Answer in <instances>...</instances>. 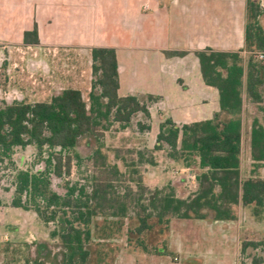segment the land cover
I'll use <instances>...</instances> for the list:
<instances>
[{
    "label": "trees",
    "instance_id": "obj_1",
    "mask_svg": "<svg viewBox=\"0 0 264 264\" xmlns=\"http://www.w3.org/2000/svg\"><path fill=\"white\" fill-rule=\"evenodd\" d=\"M26 44L38 43L37 31H26ZM244 51V55L241 54ZM239 52L198 50L202 79L219 93L220 110L209 120L177 124L170 117L158 126L151 148L105 150L96 133L117 122L137 131L150 130L149 106L158 97L118 96V66L113 48L91 49L92 81L85 102L76 88H65L48 101L0 104V153L10 160L13 149L32 145L42 164L16 170L11 206L31 210L44 224L48 241L32 243L33 255L23 264H114L125 239L131 252L167 254L171 219L235 218L233 205H252L254 215L264 210V178L257 169L264 163V7L260 0H246L244 48ZM184 52L168 51V56ZM261 113L251 124L253 166L240 180L241 110L243 98ZM95 142L96 145H95ZM46 148V152L43 150ZM88 151L94 173L61 190L51 178L68 175L75 159L78 169ZM69 152H72V156ZM165 163L195 175L194 192L182 197L174 183L150 188L141 167ZM41 163V162H40ZM1 204V201H0ZM238 264H264V240H242Z\"/></svg>",
    "mask_w": 264,
    "mask_h": 264
},
{
    "label": "crops",
    "instance_id": "obj_2",
    "mask_svg": "<svg viewBox=\"0 0 264 264\" xmlns=\"http://www.w3.org/2000/svg\"><path fill=\"white\" fill-rule=\"evenodd\" d=\"M260 2L264 7V0ZM30 6L36 9L35 15L30 13ZM93 8L100 16L93 18L89 14ZM45 12L51 13L48 21ZM34 23L38 32L51 26L58 46H84L90 48V52L93 47L115 50L118 96L150 94L158 97L148 108L152 147L158 126L165 118L170 117L177 124H188L209 120L219 112L218 90L204 83L194 52L205 48L219 52L241 51L246 0H0V43H23L24 32L32 31ZM42 38L40 33L38 40L41 42ZM178 39L184 43L175 41ZM168 51L184 54L168 56ZM241 54L244 55V51ZM242 98L240 180L251 174V124L261 114L244 95ZM156 156L157 164L146 166V183L154 187L166 185L165 175L160 173L161 169H166L168 174L175 175L171 183L180 196L194 192L196 179L191 171L167 165L160 153ZM24 161L20 156L17 167L26 166ZM173 169L177 172L173 173ZM262 173L260 176L264 178ZM12 194L10 192L8 199L0 197V225L17 233L27 231L26 224L16 221L15 213L20 209L30 217L28 210L11 206ZM232 209L235 215L232 220L171 219L168 252L178 256L181 264L189 260L197 264H238L242 240H264V210L256 216L253 206L242 205L241 201ZM0 241L13 240L7 237ZM33 241H48V238H33Z\"/></svg>",
    "mask_w": 264,
    "mask_h": 264
},
{
    "label": "rangeland",
    "instance_id": "obj_3",
    "mask_svg": "<svg viewBox=\"0 0 264 264\" xmlns=\"http://www.w3.org/2000/svg\"><path fill=\"white\" fill-rule=\"evenodd\" d=\"M29 10L33 15L36 14V9L33 6H30ZM49 14L51 13H44L47 21L49 20V18L47 19ZM89 14L93 18L100 16L98 10L94 8L89 11ZM33 26V29L37 31V37L40 33L43 36L41 42L38 40V43L30 44L29 46H26L24 41L21 44L0 43V104L14 101H25L27 103L48 101L51 96L70 87L79 89L85 102L88 103L92 81L90 48L84 46H58V43L53 40L54 35L51 33V26L47 25L41 32H38L36 23ZM94 27L97 30L100 29L97 25ZM77 31L79 34L80 30ZM60 32L63 33V29ZM175 41L180 44L184 43L180 39ZM96 133L99 135L98 137L105 150L119 149L123 151L140 147L151 148L153 138V135L148 134V132L141 133L137 131L136 117L132 119L129 127L121 128L119 123L113 122L107 129L97 126ZM33 148L32 145H29L24 148L17 147L13 149L10 160L2 157L0 153V197L3 199H8L10 192L14 191L15 169L26 170L40 162L42 164V160L45 159V154L38 156L35 148ZM43 150L47 151L46 148ZM78 150L83 156L80 168L78 169L77 163L73 158L68 175L65 174L61 179L51 178L53 189L59 191L65 181L75 182L94 173L91 162L87 160L89 150L82 151L81 148ZM69 153L72 156V152ZM157 153L162 155L161 152ZM157 153H155V157H157ZM20 156L24 157L26 164V166L21 168L17 167ZM263 167L264 164L257 169L260 175L261 172L264 173ZM143 168L146 172V167H141V170ZM167 172L168 170L161 169L160 173L165 175L167 183H171L173 180L172 176L175 175ZM148 183L146 184L150 188L154 187ZM27 212L30 217L20 209L15 213L16 221L19 224H26L28 227L27 231H19L17 233L15 229L9 230L3 224L0 225V239L8 237L13 240L0 241V264H23V260L29 256V253L33 255V238H47V230L44 224L34 215L33 211L28 210ZM25 238L31 242L25 241ZM15 239L21 240L14 242ZM112 241L121 246L114 264H181L178 256L176 257L170 252L161 254L163 255L161 257L141 252L134 253L125 247L124 237L113 239ZM185 264H197V262L189 260Z\"/></svg>",
    "mask_w": 264,
    "mask_h": 264
},
{
    "label": "built area",
    "instance_id": "obj_4",
    "mask_svg": "<svg viewBox=\"0 0 264 264\" xmlns=\"http://www.w3.org/2000/svg\"><path fill=\"white\" fill-rule=\"evenodd\" d=\"M253 56L257 59H263L264 58V53L263 52H254ZM177 171L173 169V173H176Z\"/></svg>",
    "mask_w": 264,
    "mask_h": 264
}]
</instances>
